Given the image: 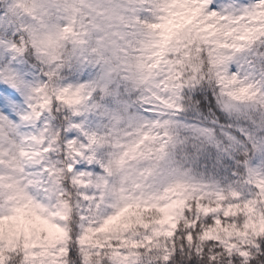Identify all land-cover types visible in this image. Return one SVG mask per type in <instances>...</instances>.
<instances>
[{
  "label": "snow or ice",
  "instance_id": "1",
  "mask_svg": "<svg viewBox=\"0 0 264 264\" xmlns=\"http://www.w3.org/2000/svg\"><path fill=\"white\" fill-rule=\"evenodd\" d=\"M0 264H264V0H0Z\"/></svg>",
  "mask_w": 264,
  "mask_h": 264
}]
</instances>
